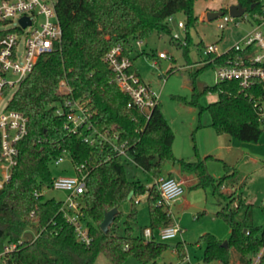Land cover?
Listing matches in <instances>:
<instances>
[{"label": "trees", "instance_id": "16d2710c", "mask_svg": "<svg viewBox=\"0 0 264 264\" xmlns=\"http://www.w3.org/2000/svg\"><path fill=\"white\" fill-rule=\"evenodd\" d=\"M52 1L62 27L60 49L38 58L7 105L8 109L27 118V132L17 144V161L11 177L0 187V251L6 243H17L15 250L4 255L5 263L94 264L102 255L110 264H125L129 257L134 258L136 264H156L170 245L156 239L146 240L143 230L149 227L155 231L169 225L172 216L160 203L156 183L147 186L139 177L130 174L129 169L137 168L155 181L163 175L165 164L171 163L195 175V188L211 186L216 195L215 216L229 227L225 246L213 233L199 235L198 242L204 244V263L229 264L230 251L234 249L242 258V264H251L261 251L257 264H264V227L253 223L254 205L242 197L246 176L236 165L224 161L221 176L216 178L209 173L206 160L217 157H201L194 144V131L204 126L202 122H198L191 136L195 159L176 157L172 152L174 134L159 100L147 118L137 108L128 107V95L119 88L103 60L110 48L127 44L130 39L142 40L153 32L171 36V23L167 19L181 12L185 44H178L189 64V28L198 20L193 13L195 0ZM236 3L250 12L256 9V0H237ZM124 53L130 54L128 49ZM149 56L154 59L155 53ZM130 58L131 70L141 79ZM223 63L224 55L202 63L190 73V98L174 97L198 109L199 114L207 110L209 126L217 134L257 142L263 127L258 125L253 99H264L261 83L241 89L234 80L202 86L196 82L197 74L204 68H215ZM169 70L167 66L165 72ZM62 79L71 88L70 94L58 93ZM206 94H213L214 98L203 106L200 98ZM68 97L87 100L94 126L116 132L120 141H127L128 158L116 155L107 147L90 146L63 127L64 118L54 112L53 103ZM63 150L71 154L73 164L85 162L88 170L80 211L91 237L89 244L76 239L73 226L60 211L61 201L45 198L42 193L53 177L49 166ZM167 176L172 177L171 173ZM224 186L233 190H223ZM142 195L146 196L148 209L146 224H139V200L135 202ZM127 201L130 205L125 213L119 207ZM113 207L118 211L104 232L99 224L104 212ZM239 214L241 217L237 218ZM25 232H31L32 238L28 240ZM175 249L179 258L185 256L182 242H177Z\"/></svg>", "mask_w": 264, "mask_h": 264}, {"label": "built area", "instance_id": "2783aa9c", "mask_svg": "<svg viewBox=\"0 0 264 264\" xmlns=\"http://www.w3.org/2000/svg\"><path fill=\"white\" fill-rule=\"evenodd\" d=\"M22 18L27 19L25 24L21 22ZM167 21L173 23V16L168 17ZM228 22L235 26L247 22L249 28L233 45L222 52L218 51L215 43L205 44L203 53L206 58L202 63L224 55V63L213 68L215 82L234 80L241 89L261 83L264 89V0H256V9L250 15L245 8L239 16H231L229 13L224 15L217 28L223 29ZM176 26L185 32L183 20H178ZM61 38L62 27L52 0H0V102L7 97L0 112V187L11 177L12 168L17 161V144L27 132V118L18 111L8 109V102L20 81L31 72L38 58L60 49ZM171 38L185 44V34L181 36L175 31L172 32ZM135 43L140 45L141 40L135 39ZM125 49H128L126 43L117 44L105 53L103 60L112 71L119 88L128 95L127 106L137 108L147 118L158 97L150 84L141 80L131 70L132 61L130 56L124 53ZM157 58L167 59V56L159 52ZM57 91L62 95L71 93L65 79L59 82ZM253 105L257 112L258 125L263 126L264 99L254 98ZM53 109L57 115L64 118L63 127L79 136L83 142L100 149L107 147L116 155L128 158L127 141H120L116 132L100 130L94 126L93 113L87 100L68 97L63 101L54 102ZM65 153L69 152L63 150L52 160V164L58 165L62 162ZM69 161L72 173L53 176L48 186L44 187L66 192L65 198L60 200V211L73 226L76 239L89 244L91 237L81 219L80 211L88 170L85 162L73 164L70 153ZM155 183L159 190L160 203L170 212L171 204L184 192L183 182L175 177L162 175ZM137 201L138 199H135V202ZM180 231L177 221L172 220L171 224L160 226L155 231L149 227L144 228L143 236L146 240H167L174 238ZM16 247V242L6 243L0 251V258ZM260 254L261 251L253 258L251 264H257ZM205 264L223 263L211 261Z\"/></svg>", "mask_w": 264, "mask_h": 264}, {"label": "rangeland", "instance_id": "374dc122", "mask_svg": "<svg viewBox=\"0 0 264 264\" xmlns=\"http://www.w3.org/2000/svg\"><path fill=\"white\" fill-rule=\"evenodd\" d=\"M236 2L237 0H195L193 5L195 15L199 16L208 10H221L223 14L211 20H207L203 14V16L198 17L195 25L189 28L190 42L187 46L189 64L183 56L182 47L168 34L153 32L150 36L142 39L140 45L135 43V39H130L127 43L135 67L138 69L142 80L149 83L151 89L157 95L162 112L169 121L174 134L172 152L176 157L186 160L195 159L192 147L193 140L191 139L193 130L198 122H202L204 125L209 122L210 115L207 110H203L199 114L198 109L182 103L174 96L190 98V73L200 67L202 61L206 58L203 53L205 44L215 43L218 51L222 52L233 45L249 28L247 22H243L238 26L228 22L223 29L217 28V24L223 20V16L228 15V7ZM247 14L250 15L251 12L247 11ZM178 20L184 21V15L181 12L175 14L173 24L171 23L172 32L176 31L183 36L185 32L176 26ZM159 52H163L167 56L170 67L168 72L162 69V63L157 58ZM151 53H155L154 59L149 56ZM154 62L155 64H153ZM196 82L199 86L213 84L215 82L213 68H204L199 72L196 76ZM213 98V94L203 95L200 98V103L205 106ZM6 100L7 97L0 102V112ZM262 127L263 130L258 141L253 143L237 140L228 134L220 136L209 125L195 129L193 135L194 144L200 155L213 154L224 158L227 162L236 165L238 170L246 176L245 186L241 189L242 197L246 202L254 205L252 211L253 223L264 227V125ZM225 139H231L232 145L225 148L227 143ZM219 144H223L224 147H220ZM241 152L249 156L243 162L240 161ZM63 157V161L58 165L51 164L49 166L52 176L72 173L69 153H65ZM170 165L172 164L167 163L164 170H166V166ZM206 167L213 176H220L223 172L222 163L217 159L208 158ZM129 173L139 177L147 186H150L153 182L155 183L150 176L137 168H130ZM191 175L193 176V174ZM225 189L233 190L228 186H224L223 190ZM42 191L45 198L52 197L55 200H63L66 196V192L59 189L43 187ZM186 194L190 195V199L184 207L177 208L179 203L177 200L170 206L172 219L177 221L181 231L171 239H156L170 245L158 258L157 264H188V262H185L186 257L190 264H205L203 261L204 245L199 244V235L210 232L223 241H226L229 237L228 225L221 218L215 216V211L213 213L214 206L217 208L215 204L216 195L212 193L210 187H187L184 188L181 197ZM129 205L130 203L127 201L119 208L126 213L129 210ZM137 208L139 224H146L148 209L145 195L139 197ZM239 217H241V214L237 216V218ZM178 241L185 244L186 255L183 262L178 259L174 249V245ZM238 257L240 256L236 251L231 249L229 259L231 264H236ZM0 264H6L4 256L0 258ZM94 264H109V262L104 256L99 255ZM125 264H136V261L134 258L129 257Z\"/></svg>", "mask_w": 264, "mask_h": 264}, {"label": "crops", "instance_id": "0c3cea01", "mask_svg": "<svg viewBox=\"0 0 264 264\" xmlns=\"http://www.w3.org/2000/svg\"><path fill=\"white\" fill-rule=\"evenodd\" d=\"M203 14H204V16H205V12H203V13H201V15H199L198 17H201V16H203ZM174 17H175V15H173V21H174ZM173 24V23H172ZM129 43V42H128ZM141 43H142V40H141ZM128 50H129V53H130V49L128 48ZM130 55V54H129ZM131 56V55H130ZM163 60H167V59H160L159 61L160 62H162ZM167 66H169V62H168V64H167ZM166 66V67H167ZM140 74V73H139ZM140 77H141V75H140ZM142 79V78H141ZM168 121V120H167ZM168 123H169V121H168ZM209 123H210V121L209 122H206L205 123V125L204 126H208L209 125ZM217 134V133H216ZM218 135H220V136H222L223 134H218ZM220 138H222V137H220ZM231 139H225V141L227 142L226 143V145H225V148L226 147H228V146H231L232 144V141H230ZM219 146L220 147H224V145L222 144H219ZM237 146V145H236ZM239 147V146H238ZM242 153V155L240 156V161H244V160H246V159H248V155L247 154H245L244 152H241ZM207 155H211V156H214V157H217L216 155H213V154H204V155H201V157H204V156H207ZM213 159V158H212ZM217 160H219V161H221V163H222V161H224V162H227L226 160H224V158H221V157H217ZM227 163H229V162H227ZM167 164V163H166ZM165 164V165H166ZM229 164H232V163H229ZM234 165V164H233ZM165 167V166H164ZM222 171H223V169H222ZM168 173H171V175H172V177H175V178H177V179H179V180H181L182 182H183V186H184V188H187V187H190V188H195L194 187V184L196 183V181H197V179H196V177H195V175L193 174V176L191 175L192 173H187V172H183V171H181L180 170V168H179V166L178 165H170V166H166V170H164V168H163V172H162V174L163 175H167ZM223 173V172H222ZM222 175V174H221ZM220 175V176H221ZM213 176V175H212ZM214 177H219V176H214ZM208 187H210V189H211V191H212V188H211V186H208ZM213 193V192H212ZM142 196H144V195H142ZM142 196H140V197H142ZM137 199V198H136ZM190 199V195H188V194H186V195H184V196H182L180 199H178L177 201L179 202L178 203V205H177V208H181V207H184L186 204H187V202H188V200ZM138 200H139V198H138ZM215 204H216V201H215ZM217 206V205H216ZM214 209L215 210H213V213H214V211H216L217 210V208L214 206ZM203 211H205V210H203ZM215 214V213H214ZM173 220V219H172ZM178 242H180V241H178ZM182 242V241H181ZM183 244H184V242H182ZM200 244V243H199ZM202 245H204L203 243H201ZM174 249H175V245H174ZM184 249H185V244H184ZM175 253H176V249H175ZM186 255V254H185ZM178 259L181 261V262H183L184 261V259H185V256L183 257V258H179L178 257ZM237 262H236V264H242V262H243V260H242V258L241 257H238L237 259ZM157 262H158V259L156 260ZM187 261H188V259H187V257H186V260H185V262L187 263ZM157 262H156V264H157ZM229 264H231V260L229 261Z\"/></svg>", "mask_w": 264, "mask_h": 264}, {"label": "water", "instance_id": "95a60500", "mask_svg": "<svg viewBox=\"0 0 264 264\" xmlns=\"http://www.w3.org/2000/svg\"><path fill=\"white\" fill-rule=\"evenodd\" d=\"M243 11H244V7H242L239 3L232 4L228 7V13L231 16H239L240 14L243 13ZM222 14H223V11H221V10H208L205 12V18L207 20H211V19L219 17ZM26 21H27L26 18L21 19V22L23 24H25ZM161 63H162V69L165 70L166 66L168 64V61L163 60ZM117 211H118L117 208L113 207V208L106 210L104 212L103 218L99 224V227L102 231H104V232L107 231V229H108L109 225L112 223L113 218H114L115 214L117 213ZM24 235L27 236L28 240L32 238L31 232H25ZM222 245L225 246L226 241H223Z\"/></svg>", "mask_w": 264, "mask_h": 264}]
</instances>
